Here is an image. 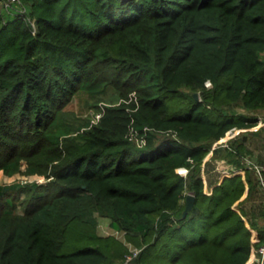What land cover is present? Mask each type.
<instances>
[{
  "label": "trees",
  "instance_id": "1",
  "mask_svg": "<svg viewBox=\"0 0 264 264\" xmlns=\"http://www.w3.org/2000/svg\"><path fill=\"white\" fill-rule=\"evenodd\" d=\"M17 1L0 9V171L45 180L0 185V264H120L131 246L128 264H257L254 171H208L252 154L241 131L213 143L264 112V0ZM79 92L92 116L67 108Z\"/></svg>",
  "mask_w": 264,
  "mask_h": 264
},
{
  "label": "rangeland",
  "instance_id": "2",
  "mask_svg": "<svg viewBox=\"0 0 264 264\" xmlns=\"http://www.w3.org/2000/svg\"><path fill=\"white\" fill-rule=\"evenodd\" d=\"M0 9L5 16V18H11L13 17L17 12L23 13L26 11V7L22 6L17 0H0ZM264 56V53H263ZM90 99L85 93L79 92L76 94L72 101L68 104L67 108L71 111H74L75 114L79 117H85V116H92L94 114V108L89 104ZM259 116L264 118V112H259ZM262 127V126H261ZM251 130H244L241 131L238 135L245 136V139H242L245 141V146L248 150H250L254 155L261 154L264 149V129L259 131V133H253ZM211 154H208L206 159L211 157ZM255 162H261L258 160V157L252 158ZM225 160L222 158H216L213 159L214 165L210 170L208 171V177L210 178H217L219 175V172H222L221 169H223ZM22 171L25 169V165L21 167ZM16 172L15 174L8 176L5 175L2 171H0V185L9 184L12 182L19 181L26 183V181H33L38 180L39 182H43L45 180V177L43 175L38 174H25L23 172ZM22 196V195H21ZM22 208L17 207V210L20 211ZM108 219L104 216H98V227L97 230L100 234H115L119 239H124L123 232H118L113 230L108 225ZM261 223L264 224V221H261ZM130 245V244H129ZM132 248V246H131Z\"/></svg>",
  "mask_w": 264,
  "mask_h": 264
},
{
  "label": "built area",
  "instance_id": "3",
  "mask_svg": "<svg viewBox=\"0 0 264 264\" xmlns=\"http://www.w3.org/2000/svg\"><path fill=\"white\" fill-rule=\"evenodd\" d=\"M206 85L209 86L210 85V81H207ZM97 116H99V114ZM259 125H264V118H262L260 116H259V123H258L257 126H259ZM242 130H245V129L237 128V127L230 128L229 130H227V132H226L224 137L220 138L219 140H217V141H215L213 143V146L214 147H218L219 145H227V142L230 139L234 138ZM246 168L247 169H252L254 171L255 177L257 178V181H258L261 189L264 190V163H256V162L252 161L250 158L245 157L244 158V167L235 169V170H233V172L234 173H236V172H244ZM178 171L181 174H186L187 173V168L186 167H180L178 169ZM205 191L206 192H210L207 189H205ZM130 251L131 252L126 255L125 260L122 263H120V264H128L130 262V260L132 259V257L137 254L139 249L136 248V247H132L130 249ZM254 260H256L257 264H264V243L261 244L257 248V253H256V256H255Z\"/></svg>",
  "mask_w": 264,
  "mask_h": 264
},
{
  "label": "crops",
  "instance_id": "4",
  "mask_svg": "<svg viewBox=\"0 0 264 264\" xmlns=\"http://www.w3.org/2000/svg\"><path fill=\"white\" fill-rule=\"evenodd\" d=\"M259 123V122H258ZM258 125V124H257ZM257 125H255V126H253V127H251V128H247V129H245V130H251V129H257V128H260L262 125H259V126H257ZM258 157V160H260L261 162H256V163H264V149H263V151H262V153L261 154H256L255 153V155L252 153V154H247L245 157H248V158H250L252 161H254L252 158L253 157ZM244 157V158H245ZM255 162V161H254ZM235 169H238V168H232V170L230 171V170H223L221 173V176H220V178H219V181H221L222 180V178L224 177V176H230V175H232V174H241L242 175V177L245 179V172H246V169H245V171L244 172H236V173H234L233 172V170H235ZM204 177V180H205V189H207V190H209L210 191V186L208 185V183H207V180L205 179V175L203 176ZM258 182V181H257ZM260 189H261V187H260ZM262 191H263V195H264V190L263 189H261ZM246 195V192L244 193V195H243V197ZM263 201H264V196H263ZM236 205V204H235ZM248 223V222H247ZM254 232H257V230H255V229H252ZM251 262V260L248 262V263H250ZM247 263V264H248Z\"/></svg>",
  "mask_w": 264,
  "mask_h": 264
},
{
  "label": "water",
  "instance_id": "5",
  "mask_svg": "<svg viewBox=\"0 0 264 264\" xmlns=\"http://www.w3.org/2000/svg\"><path fill=\"white\" fill-rule=\"evenodd\" d=\"M195 97L199 98V94L197 92L195 93ZM194 199H195V197H194V195L192 193H187V195H186V205H185V208L183 210V215H185L189 211V209L193 206Z\"/></svg>",
  "mask_w": 264,
  "mask_h": 264
}]
</instances>
